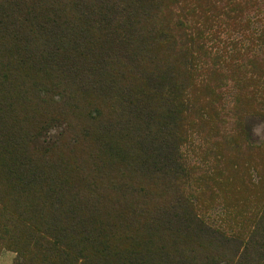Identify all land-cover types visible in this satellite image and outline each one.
<instances>
[{
	"label": "trees",
	"instance_id": "obj_1",
	"mask_svg": "<svg viewBox=\"0 0 264 264\" xmlns=\"http://www.w3.org/2000/svg\"><path fill=\"white\" fill-rule=\"evenodd\" d=\"M223 3L224 8L215 4L206 9L197 0H0V98L10 101L14 94H24L22 80L42 77V82L51 74L90 83L97 93L108 81L109 92L121 102L124 139L134 147L126 157L131 169L144 179L158 175L178 181L171 187L173 206L154 204V216L136 228L133 219H142L147 210L129 202L123 211L109 212L115 216L98 219L93 207L65 199L61 184L54 188L30 177L37 175L31 163H37L39 148L46 144L41 143L46 113L34 116L27 132L16 122L11 133L0 105V146L10 144L0 169L10 182L11 198L17 206L42 207V214L24 220L40 235H29L28 244L53 249L65 264H191L197 253H206L207 264H264V206L229 205L227 193L234 182L211 160L200 121L191 117L196 103L192 90L223 71L237 77L246 103L264 100L261 73L253 74L245 65L250 54L264 50V0L253 19L234 0ZM167 7L173 8V19L169 14L159 20ZM132 79L142 84L131 87ZM200 112L208 116L209 107ZM246 129L252 133L250 126ZM28 148V157L14 155ZM196 174L209 200L223 203L216 221L209 215L210 205L180 190L179 183L187 184ZM158 224L168 232L157 231Z\"/></svg>",
	"mask_w": 264,
	"mask_h": 264
},
{
	"label": "rangeland",
	"instance_id": "obj_2",
	"mask_svg": "<svg viewBox=\"0 0 264 264\" xmlns=\"http://www.w3.org/2000/svg\"><path fill=\"white\" fill-rule=\"evenodd\" d=\"M197 1L206 9L215 4L221 8L227 6L224 0L221 3H218L220 0ZM234 2L247 9L250 19L260 6V0ZM172 9H163L157 18L163 21ZM174 10L179 12L177 7ZM206 59L207 66L215 69L214 62ZM166 61L171 63L173 59L166 55ZM245 65L253 74L261 73L264 81V50L250 54ZM147 70L153 72L154 67L147 66ZM40 79L42 77L22 80L24 94L18 96L13 93L10 101L0 98L1 113L7 121L6 129L11 133L15 132L16 122L20 125L18 129L22 127L27 132L32 128L34 116L37 118L43 112L48 116V125L44 130L46 136L41 141L46 144L39 148L37 163H31L34 166L32 172L37 175L30 177H38L39 181L54 188L61 184L64 187L62 193L67 196L65 199L78 206L85 203L87 207H93L96 216H115V212H109L113 209L123 211L126 202L142 207L147 213L142 219H133L135 228L138 222L149 221L154 216V204L173 206L171 187L174 184L177 187L178 181L162 180L158 175L144 179L126 161V157L130 156L128 148L134 147L124 139L119 119L121 102L109 92L108 81L103 91L97 93L93 85L80 80L77 82L76 79L53 74L42 82H39ZM141 84L138 79L130 81L131 87ZM213 93L222 100L215 99ZM191 94L196 101L191 117L200 121L201 139L208 141L207 148L213 156L211 160L218 161L220 169L225 170L234 182L227 193L229 205L264 206V100L258 101L262 103H246L242 87L230 71H223L220 77H206L205 85L194 88ZM19 97H24V102H16ZM202 106L209 107L208 116H201ZM13 118L15 120L11 121ZM251 123L255 126L252 127ZM249 126L252 133L247 132ZM157 143L159 140L155 141ZM9 145L8 141L2 148L0 146V160L8 156ZM29 148L27 152L18 151L14 155L28 157ZM4 177L0 169V264H65L55 256L53 249L26 242L29 235L34 239L40 235L24 220L40 215L42 207L37 203L17 206L11 198L13 190L10 189V182L7 183ZM199 177L200 174L194 175L187 184L180 182V190L186 195L197 196L198 202L210 205L209 215L216 221L222 214L223 203L217 199L209 200L206 186L196 182ZM141 189L144 190L142 195L135 193ZM22 196L18 200L25 197ZM49 213L50 217L54 216L53 211L47 210ZM157 226V231L162 234L168 232L166 225ZM197 256L198 253L194 259L191 257V264H207L206 253Z\"/></svg>",
	"mask_w": 264,
	"mask_h": 264
}]
</instances>
